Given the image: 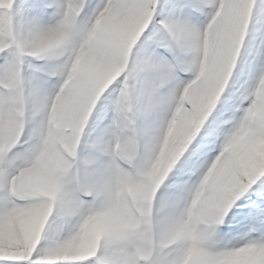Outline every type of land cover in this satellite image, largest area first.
I'll use <instances>...</instances> for the list:
<instances>
[{"label":"snow or ice","instance_id":"6c2138e0","mask_svg":"<svg viewBox=\"0 0 264 264\" xmlns=\"http://www.w3.org/2000/svg\"><path fill=\"white\" fill-rule=\"evenodd\" d=\"M0 264H264V0H3Z\"/></svg>","mask_w":264,"mask_h":264},{"label":"rangeland","instance_id":"374dc122","mask_svg":"<svg viewBox=\"0 0 264 264\" xmlns=\"http://www.w3.org/2000/svg\"><path fill=\"white\" fill-rule=\"evenodd\" d=\"M3 0H0V3H2ZM51 22L50 18H45V23ZM33 63H36V61H33ZM93 135H95V132H93Z\"/></svg>","mask_w":264,"mask_h":264}]
</instances>
